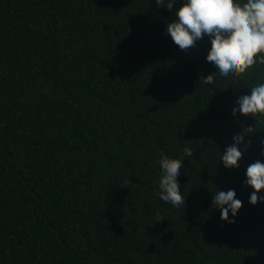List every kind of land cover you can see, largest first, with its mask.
I'll use <instances>...</instances> for the list:
<instances>
[{"label": "trees", "instance_id": "obj_1", "mask_svg": "<svg viewBox=\"0 0 264 264\" xmlns=\"http://www.w3.org/2000/svg\"><path fill=\"white\" fill-rule=\"evenodd\" d=\"M171 19L154 0H0V264H264V202L243 184L264 123L231 115L264 65L209 89L210 44L180 50ZM160 153L183 157L185 208L157 196ZM216 189L242 201L232 222Z\"/></svg>", "mask_w": 264, "mask_h": 264}, {"label": "clouds", "instance_id": "obj_2", "mask_svg": "<svg viewBox=\"0 0 264 264\" xmlns=\"http://www.w3.org/2000/svg\"><path fill=\"white\" fill-rule=\"evenodd\" d=\"M159 8L172 13V19L165 25V32L180 49L187 50L204 38L210 44L205 57L207 67L214 76L201 77L199 82L209 89L216 86L217 80L228 81L245 73L254 65H264V0H154ZM148 82V81H147ZM258 118L264 123V82L249 88V93L237 98L231 109L235 118ZM254 132L253 125L243 126L232 137V143L225 147L219 160L225 169L237 168L243 151L250 146ZM260 155L264 157V139H260ZM183 157L193 158V152L187 146L183 148ZM182 158H170L159 154L157 164V196L161 201L175 208H185V200L180 191L178 177L183 167ZM243 184L251 189L248 203L255 205L258 200L264 202V161L251 162L245 170ZM259 194V195H258ZM211 206L220 213V220L234 218L242 206L236 198L234 189L218 190L212 194Z\"/></svg>", "mask_w": 264, "mask_h": 264}]
</instances>
